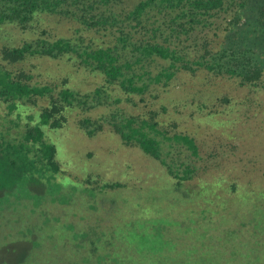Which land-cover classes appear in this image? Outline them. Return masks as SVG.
Segmentation results:
<instances>
[{
	"label": "trees",
	"instance_id": "16d2710c",
	"mask_svg": "<svg viewBox=\"0 0 264 264\" xmlns=\"http://www.w3.org/2000/svg\"><path fill=\"white\" fill-rule=\"evenodd\" d=\"M43 18L72 22L74 35L43 28L0 49V105L19 129L0 131V197L26 213V250L41 248L38 229L56 226L64 233L56 246L73 264H264V147L218 167L202 164L197 141L207 122L221 134L210 148H221L231 124L254 115L264 0H0V28L34 32ZM29 58L50 61L57 76L33 82L9 68ZM215 78L245 95L209 102L191 89ZM257 118L264 128L263 109ZM111 135V154L75 150L76 140ZM119 150L148 159L140 185L83 158L111 169L122 161L135 173Z\"/></svg>",
	"mask_w": 264,
	"mask_h": 264
},
{
	"label": "rangeland",
	"instance_id": "374dc122",
	"mask_svg": "<svg viewBox=\"0 0 264 264\" xmlns=\"http://www.w3.org/2000/svg\"><path fill=\"white\" fill-rule=\"evenodd\" d=\"M43 28L47 29L48 34L53 37H57L59 35L69 37L74 35L72 22L58 21L56 18H43L41 19V22H38L36 24L34 32L22 33L21 30L14 26L0 28V49H2L3 47L17 46L22 44L24 41H27V39L38 37L41 35L40 32ZM43 37H46V35H44ZM30 59L32 60L33 64H36L35 67H32V65L30 64ZM55 67L56 66H53L50 61L43 58H29L23 62L15 63L9 66V68L13 69L14 73L18 71H25L28 74H32V77L34 79H30V81L33 82H37L38 80L48 81V79L51 78L49 76H57V74L55 73ZM179 83L181 82H177V84ZM198 88H201L203 91H206L210 95L208 99L209 102L213 100L214 94H227L232 98H236L238 96L243 97L246 93V89L237 87L231 81L222 78H215L210 81H206L203 86H201V81L196 82L191 86V89L194 90H197ZM249 107H251L250 111L253 108L254 115L250 118L249 121L243 118L237 121L235 124H231L230 130L228 129L224 133L225 138L222 139L224 142L222 145V147H224L223 151L221 149L222 147H217L215 149L210 148L212 146V143H214L216 139L221 136V134L216 130L210 129L207 122L199 126L201 129L199 130V135H197V141L199 143L200 154L203 159L202 164L223 167L226 164H232L235 161L236 155L246 156L251 153L254 154L256 151H259L260 148L264 147V128H262L260 124L256 123V120H258L257 117L260 115V110H264V90L257 99L251 102ZM128 108L131 112H137V109L132 106ZM143 110L144 105H140L138 111ZM11 119H14L13 116L7 115L6 108L0 105V131L9 133V136L11 137H17L19 129L13 126V124L11 123ZM235 125H238L241 129L235 128ZM248 126L252 127L250 131H246V133L251 138L248 140H241V138L243 137V132L241 130L245 129V127ZM62 132L59 131L56 135L60 136ZM68 132L70 134L72 133L73 135H76L77 133L75 129H70V127L68 129ZM241 141L244 142L243 145L240 144ZM87 142L85 141V138L84 140H76L75 150H81L82 153H84V151L97 152L101 156H106L116 150V137L112 135L106 139L101 137L96 138L92 142ZM71 144L73 145L72 140ZM218 149V152L221 153L216 156L214 150ZM130 153L131 152H128L126 150H119L118 156L122 158L124 154L126 157L124 159H128L130 163H134L133 170L135 169V173H132L129 170L130 165H127L126 167L125 165H123L124 162L122 161H120L118 165L111 164V169L110 164L103 167L100 164V159H98L97 156L91 158L89 161L86 160L85 156H83V158L90 170L95 169L97 171L109 172V175L113 180L120 179L123 181L126 180V177L121 175L119 171L124 169V171L128 172V176L131 178L130 181L132 183L136 182L137 185H140L141 180L144 178V175H141V173L144 174L148 171V159H138L139 157L134 156V154L128 156ZM111 156L113 155H110V157ZM121 162L123 164H121ZM258 167H260V170L257 171H264V166ZM18 204L19 203H14L13 200H9L8 198L0 197V264H73L74 260L72 259L73 257L69 254V251L65 248L57 247L59 245L58 242L62 240V235L64 233H61L62 230L57 228L56 226H48L45 228V230L38 229L39 231H36V235L41 239V248H39L38 250H26V245L24 244L26 239L23 235H21V230L24 226H26V220L28 218L26 216V213L20 210ZM67 218L68 217H65L64 221H62L65 225H68V222H66ZM45 219L46 218H44V221ZM14 243H16L15 250L13 247H10L9 249L6 248V245H12ZM98 258H100V256H94V261H96Z\"/></svg>",
	"mask_w": 264,
	"mask_h": 264
}]
</instances>
